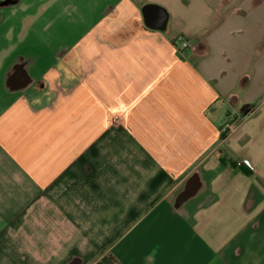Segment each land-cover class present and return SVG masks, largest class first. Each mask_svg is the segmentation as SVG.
I'll use <instances>...</instances> for the list:
<instances>
[{
	"label": "crops",
	"instance_id": "0c3cea01",
	"mask_svg": "<svg viewBox=\"0 0 264 264\" xmlns=\"http://www.w3.org/2000/svg\"><path fill=\"white\" fill-rule=\"evenodd\" d=\"M2 1L0 264H264V0Z\"/></svg>",
	"mask_w": 264,
	"mask_h": 264
},
{
	"label": "water",
	"instance_id": "95a60500",
	"mask_svg": "<svg viewBox=\"0 0 264 264\" xmlns=\"http://www.w3.org/2000/svg\"><path fill=\"white\" fill-rule=\"evenodd\" d=\"M142 13L145 23L152 27L161 28L167 19V13L164 8L155 4L148 3L144 5L142 7Z\"/></svg>",
	"mask_w": 264,
	"mask_h": 264
},
{
	"label": "built area",
	"instance_id": "2783aa9c",
	"mask_svg": "<svg viewBox=\"0 0 264 264\" xmlns=\"http://www.w3.org/2000/svg\"><path fill=\"white\" fill-rule=\"evenodd\" d=\"M174 43H175L176 47L178 48V50L180 52H182L184 49H186L188 46H190V41L188 39H186L182 35H177L175 37ZM232 123L233 122H230V123L224 125V127L221 128V131L223 133L226 132V131H228L230 128H232V126H233Z\"/></svg>",
	"mask_w": 264,
	"mask_h": 264
},
{
	"label": "rangeland",
	"instance_id": "374dc122",
	"mask_svg": "<svg viewBox=\"0 0 264 264\" xmlns=\"http://www.w3.org/2000/svg\"><path fill=\"white\" fill-rule=\"evenodd\" d=\"M7 0H4V1H2L3 3H5Z\"/></svg>",
	"mask_w": 264,
	"mask_h": 264
}]
</instances>
